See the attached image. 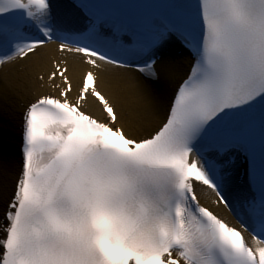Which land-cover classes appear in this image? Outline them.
<instances>
[{
    "label": "snow or ice",
    "instance_id": "snow-or-ice-1",
    "mask_svg": "<svg viewBox=\"0 0 264 264\" xmlns=\"http://www.w3.org/2000/svg\"><path fill=\"white\" fill-rule=\"evenodd\" d=\"M14 106L0 264H264V0H0Z\"/></svg>",
    "mask_w": 264,
    "mask_h": 264
},
{
    "label": "bare ground",
    "instance_id": "bare-ground-1",
    "mask_svg": "<svg viewBox=\"0 0 264 264\" xmlns=\"http://www.w3.org/2000/svg\"><path fill=\"white\" fill-rule=\"evenodd\" d=\"M56 54L49 50L43 58L41 64L35 69L36 71H46L49 69V61ZM190 61L187 56H178L173 52V57L166 70V79L169 83L175 84L188 73ZM79 71V68H77ZM107 83H112L110 76L106 77ZM10 80L15 86L16 92L23 93V83L18 74L13 73ZM15 98V97H13ZM131 99V97L129 98ZM22 110L19 107H13L7 113L0 111V174L6 170L18 171L20 163V132ZM2 219V215H0Z\"/></svg>",
    "mask_w": 264,
    "mask_h": 264
}]
</instances>
